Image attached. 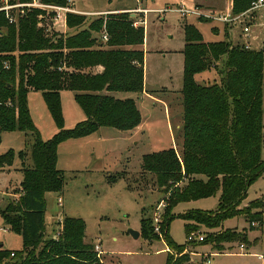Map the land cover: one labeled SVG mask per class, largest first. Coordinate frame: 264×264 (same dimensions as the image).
Instances as JSON below:
<instances>
[{
    "label": "trees",
    "instance_id": "1",
    "mask_svg": "<svg viewBox=\"0 0 264 264\" xmlns=\"http://www.w3.org/2000/svg\"><path fill=\"white\" fill-rule=\"evenodd\" d=\"M0 0V4H1ZM29 1V0H19ZM66 5L68 0H44ZM254 0H232L234 13L249 9ZM40 10L29 11L19 24L9 23L0 12V141L3 131H32L35 140L30 156L33 163L23 162L24 178L20 197L2 210L4 222L22 235L20 251L0 249L4 264H101L93 246L85 242L86 222L81 217L65 216L57 238L46 236L45 193L61 191L65 185L57 167L61 142L86 136L100 127L133 130L142 122L134 97L121 98L120 92L141 94L145 88L144 26H135L130 13L99 16L81 27L86 16L69 13L67 25L79 28L71 34L49 37L38 26ZM104 29L105 41L94 32ZM232 26L226 25L230 35ZM183 77V150L179 156L171 147L143 156L142 169L156 175L167 195L162 233L172 251L166 264H185L191 254L169 236L174 217L186 220L187 236L198 226L217 228L229 217L244 214L251 229L263 225L262 212L240 208L249 187L264 173L263 83L264 42L259 50L234 44L230 40L205 42L200 30L185 26ZM5 62L9 68H5ZM219 80L198 83L195 75L216 68ZM101 67L100 71L96 68ZM70 89L87 118L74 128H64L61 91ZM43 93L59 131L43 140L35 127L28 107V92ZM24 160L27 152L21 151ZM15 151L0 155V169L13 164ZM123 174L110 175V183ZM219 194L216 211L190 210L172 214L181 202ZM253 208H260L259 198ZM143 231H151L153 220L143 217ZM258 223L257 226L253 223ZM153 227V226H152ZM226 236H205L214 247L223 242L246 241V234L230 230ZM152 232V231H151ZM194 244L198 242L193 241ZM14 253V255H12Z\"/></svg>",
    "mask_w": 264,
    "mask_h": 264
},
{
    "label": "rangeland",
    "instance_id": "2",
    "mask_svg": "<svg viewBox=\"0 0 264 264\" xmlns=\"http://www.w3.org/2000/svg\"><path fill=\"white\" fill-rule=\"evenodd\" d=\"M16 1V0H13ZM69 1V0H68ZM76 8L87 11V27L99 16L130 13L137 26L145 28V90L139 97L135 93L120 94L135 97L142 115V122L133 130H121L103 126L82 137L70 138L58 146L57 167L63 171L65 185L61 191L45 193L46 236L57 238L61 230L59 219L65 216L81 217L86 222L85 242L93 249L100 244L101 264H166L169 253L164 234L155 232L154 216L158 206L167 195L162 192L156 175L142 169L143 156L174 147L179 155L183 148V77L186 24L196 26L205 42L230 40L234 44H244L248 36L243 32V24H250L249 32L252 49H261L264 42V8L255 10L251 17L232 27L230 35L225 33V23L209 18L206 14L219 15L231 5L232 0H70ZM181 7H195L205 15H183ZM44 33L54 35L71 34L79 28H70L62 32L63 23L45 20ZM218 27V28H217ZM218 29V31H216ZM104 29L94 32L99 39ZM222 62L206 72L196 74L197 82L210 83L219 80L218 71ZM203 79V80H202ZM201 83V82H199ZM64 128H74L87 118L83 108L70 89L61 91ZM28 107L32 120L43 140L51 139L59 128L48 108L43 93L38 90L28 92ZM264 111V83H263ZM264 122V114H263ZM35 140L32 131H3L0 141V155L13 150L16 153L9 171L0 169V249L20 251L24 247L21 234L7 228L2 210L20 197L21 181L24 178L23 162L33 163L30 156ZM27 152L23 160L19 153ZM264 159V145L262 150ZM121 173L123 177L110 183V175ZM62 197L63 203L59 202ZM262 202L260 208H253L254 200ZM219 194L188 202H181L171 211L179 215L190 210L216 211ZM168 206V204H167ZM166 206V207H167ZM166 207L160 209L161 218ZM251 212H262L263 225L251 229L244 214L227 218L221 226L208 228L198 226L199 232L210 237L226 236L230 230L246 234V241H224L223 249L214 247L208 239L204 244L188 241L186 220L174 217L169 224L171 239L186 246L185 253L191 254V260L185 264H264V173L249 187L247 197L240 208ZM153 222L151 231H143V217ZM7 228L8 230L4 229ZM129 229L140 232L135 238ZM244 244V248L240 245ZM4 244L5 247H1ZM97 252V251H96ZM98 254V252H97ZM210 260V262H207ZM7 260L1 261L4 264Z\"/></svg>",
    "mask_w": 264,
    "mask_h": 264
},
{
    "label": "built area",
    "instance_id": "3",
    "mask_svg": "<svg viewBox=\"0 0 264 264\" xmlns=\"http://www.w3.org/2000/svg\"><path fill=\"white\" fill-rule=\"evenodd\" d=\"M260 8H264V0H254L251 4V6L249 7V9H247L244 12L241 13H234L232 10V6L230 5L229 7H227L226 11L224 13H221L219 15H215V14H206L207 17L209 18H213V19H217L223 23H225V25H229V26H235L238 25L242 22V19L245 20V18L247 16L251 17L253 12L255 10H258ZM34 9H38L40 10V15H39V25H42L44 23L45 20L51 19L53 23H63L67 25V15L69 13L72 14H85L81 11H79L74 2H71L70 0L68 1V3L66 5H60V4H55V3H49L46 2L44 0H29L26 2L23 1H13V0H2L1 4H0V12H4L6 17L9 20L10 24L13 25H18L19 24V20L20 18L24 17L29 11H32ZM183 15H197V16H201V15H205L204 13L200 12L196 7L194 9H186L184 7H181L179 9ZM134 25L137 26L138 23L134 22ZM243 32L245 34L249 35V32L251 31V27L250 24L248 23H244L243 24ZM3 35V32L0 29V37ZM103 39L105 41L108 40V35L107 33L103 34ZM246 48H251L250 45L247 43H244ZM5 68H9V63L5 62ZM59 202L62 204L63 203V199L62 197L59 198ZM167 206V202H165V200L158 206L157 208V212L155 213L154 216V230L155 232H158L160 234H162V229H161V224H162V218H161V212L160 209L162 207H166ZM63 220L59 219V222L62 223ZM258 223L254 222L253 225H257ZM61 230L59 231L58 234H60V232L62 231V228H60ZM204 235L201 234V232L199 231H193L191 233H189V235L187 236L188 241H202L204 239ZM241 248H244V244L242 243L240 245ZM96 251L98 252V255L100 253H102V249L100 244H97L95 246ZM12 255H14V253H12ZM207 262H210V260H208Z\"/></svg>",
    "mask_w": 264,
    "mask_h": 264
},
{
    "label": "crops",
    "instance_id": "4",
    "mask_svg": "<svg viewBox=\"0 0 264 264\" xmlns=\"http://www.w3.org/2000/svg\"><path fill=\"white\" fill-rule=\"evenodd\" d=\"M78 9V8H77ZM79 11H81V12H83V13H88L87 11H83V10H80V9H78ZM57 24H60V23H56V25ZM225 27H226V25H225ZM218 28V27H217ZM232 30V29H231ZM68 31V25H66V24H64V27H63V29H62V32H67ZM216 31H218V29L216 30ZM247 39L245 40V41H243L244 43H248L249 45H250V47H251V44H250V42L248 41V39H250V36L248 35L247 37H246ZM144 46V45H143ZM143 46H141L142 47V49L144 48ZM252 48V47H251ZM145 51V50H144ZM146 56V55H145ZM102 68L101 67H97L96 68V70L97 71H100ZM206 72V71H205ZM196 76V75H195ZM203 80V79H202ZM199 82H201V84H208V83H204L203 81H199ZM198 82V83H199ZM144 93H149V92H147L146 90H145V88H144V92H142L141 94H138V96L139 97H141ZM117 96H119V97H121V98H126V97H129L128 95H124V94H120V93H117L116 94ZM135 98V97H134ZM135 100H136V98H135ZM137 102V101H136ZM137 128V127H136ZM135 129V128H134ZM182 150H183V148H182ZM180 156V155H179ZM4 171H9V169H8V167H5L4 169H3ZM19 187V186H18ZM7 206V205H6ZM7 228H9V226H7ZM7 228H4V229H6V230H8ZM1 247H5L4 246V244H1Z\"/></svg>",
    "mask_w": 264,
    "mask_h": 264
},
{
    "label": "water",
    "instance_id": "5",
    "mask_svg": "<svg viewBox=\"0 0 264 264\" xmlns=\"http://www.w3.org/2000/svg\"><path fill=\"white\" fill-rule=\"evenodd\" d=\"M129 232L135 237V238H138L139 235H140V232L139 231H136L134 229H129Z\"/></svg>",
    "mask_w": 264,
    "mask_h": 264
}]
</instances>
